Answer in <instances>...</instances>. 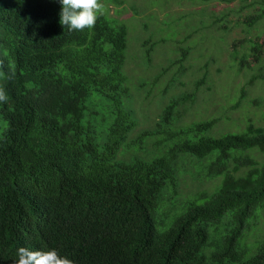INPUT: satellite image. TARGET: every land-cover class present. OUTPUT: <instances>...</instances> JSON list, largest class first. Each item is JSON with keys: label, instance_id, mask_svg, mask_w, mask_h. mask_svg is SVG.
Returning <instances> with one entry per match:
<instances>
[{"label": "trees", "instance_id": "trees-1", "mask_svg": "<svg viewBox=\"0 0 264 264\" xmlns=\"http://www.w3.org/2000/svg\"><path fill=\"white\" fill-rule=\"evenodd\" d=\"M249 5L258 6L245 19L252 28L264 20V0ZM61 7L0 0V57L6 51L11 66L0 74L8 95L0 103V264H15L19 247L55 249L74 264H264V237L247 242L264 212V124L249 119L228 133L214 131L218 119L179 126V108L213 89L205 71L138 131L127 25L105 13L93 30L70 32ZM250 41L244 56L243 42L232 48L240 70L264 55V41ZM153 47L141 51L142 63L151 64ZM181 48L171 65L183 76L190 49Z\"/></svg>", "mask_w": 264, "mask_h": 264}, {"label": "rangeland", "instance_id": "rangeland-1", "mask_svg": "<svg viewBox=\"0 0 264 264\" xmlns=\"http://www.w3.org/2000/svg\"><path fill=\"white\" fill-rule=\"evenodd\" d=\"M120 1L124 3L119 5ZM103 3L108 17L117 18L128 27L126 70L133 100L135 98L133 108L139 119L138 131L150 129L165 105L182 91H192L205 71L213 89L208 91V86H203L194 105L179 108L182 111L179 126L218 119L214 131L221 129L228 133L240 132L234 127L243 129L249 119L257 125L264 124V77H261L264 76V55L260 53V63L251 67L245 64L242 70L232 55L235 43L243 42L241 47L236 44L241 57L249 53L250 39L256 42L264 36V20L252 28L244 24L246 17L257 13L258 6L250 7V0H103ZM227 14L225 21L215 23L216 18ZM226 24L228 30L224 28ZM162 38L166 43L156 44ZM262 41L264 38L258 42ZM152 45L151 64L142 63L141 51ZM180 47L190 49L186 60L189 68L183 76L178 73V64L171 65L179 57L180 54H176L180 53ZM159 74L162 75L157 83H153ZM143 84L145 86L139 89ZM242 94L245 96L242 105L233 109ZM190 106L193 108L189 109ZM187 183L190 189L195 186L190 180ZM186 186L182 188L184 193L188 192ZM204 186L209 189L212 183ZM263 237L264 212L257 231L250 234L247 242L251 246L250 242Z\"/></svg>", "mask_w": 264, "mask_h": 264}, {"label": "clouds", "instance_id": "clouds-1", "mask_svg": "<svg viewBox=\"0 0 264 264\" xmlns=\"http://www.w3.org/2000/svg\"><path fill=\"white\" fill-rule=\"evenodd\" d=\"M61 11L59 23L70 32L93 30L101 16L105 14L103 0H59ZM7 52L0 57V74L10 65H6ZM15 75L12 70L9 79ZM8 95L4 86H0V103H7ZM18 260L15 264H74L67 257H62L55 249L52 250H30L26 247L17 249Z\"/></svg>", "mask_w": 264, "mask_h": 264}]
</instances>
